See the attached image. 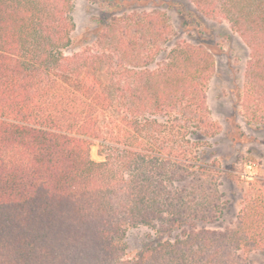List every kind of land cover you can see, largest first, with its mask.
Instances as JSON below:
<instances>
[{
    "label": "trees",
    "instance_id": "obj_1",
    "mask_svg": "<svg viewBox=\"0 0 264 264\" xmlns=\"http://www.w3.org/2000/svg\"><path fill=\"white\" fill-rule=\"evenodd\" d=\"M188 1L247 47L242 115L264 124V0ZM73 3L0 0V264H249L264 250V192L210 227L223 213L203 162L219 133L210 52L177 41L161 53L171 29L144 13L66 54ZM139 226L154 238L127 256Z\"/></svg>",
    "mask_w": 264,
    "mask_h": 264
},
{
    "label": "rangeland",
    "instance_id": "obj_2",
    "mask_svg": "<svg viewBox=\"0 0 264 264\" xmlns=\"http://www.w3.org/2000/svg\"><path fill=\"white\" fill-rule=\"evenodd\" d=\"M144 13L162 19L171 29V42L160 46L161 53L174 42L185 41L203 46L212 56L214 74L206 88L207 107L219 133L207 141L203 162L211 168L210 174L217 178L223 194L222 216L210 227L222 229L235 221L245 196L256 199L264 192V124L247 122L241 109L249 51L228 23L203 17L188 0H74L75 28L65 53L93 49L96 34L111 18L140 19ZM128 21L123 27L132 30L134 22ZM109 48L117 49L115 44ZM159 60L160 56L156 58ZM90 157L96 162L104 159L98 145L91 147ZM153 238V231L145 226L129 229L125 237L127 256H133ZM248 260L249 264H264V250L250 253Z\"/></svg>",
    "mask_w": 264,
    "mask_h": 264
}]
</instances>
